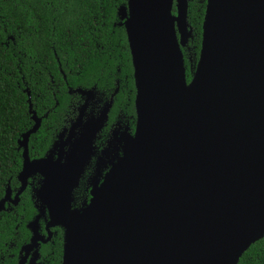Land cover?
<instances>
[{
    "label": "water",
    "instance_id": "obj_1",
    "mask_svg": "<svg viewBox=\"0 0 264 264\" xmlns=\"http://www.w3.org/2000/svg\"><path fill=\"white\" fill-rule=\"evenodd\" d=\"M186 10L187 0H126L117 8L135 88L134 133L100 151L79 208L71 191L109 105L97 119H76L73 150L54 161L27 157L40 124L28 105L33 124L17 141L19 187L13 198L5 189L0 212L40 173L29 245L45 211L47 225L62 229L60 264H237L264 235V0H205L188 82Z\"/></svg>",
    "mask_w": 264,
    "mask_h": 264
},
{
    "label": "trees",
    "instance_id": "obj_2",
    "mask_svg": "<svg viewBox=\"0 0 264 264\" xmlns=\"http://www.w3.org/2000/svg\"><path fill=\"white\" fill-rule=\"evenodd\" d=\"M126 0H0V199L5 189L14 191L21 166V134L32 126L28 105L41 118L28 137V156L43 155L55 134L72 118L77 95L67 89H108L116 69L127 76L132 89L131 67L123 27L116 10ZM205 0H187L186 21L192 39L183 51L185 79L197 58ZM173 13V9H172ZM126 92V91H125ZM131 111V95L129 96ZM125 103L123 95L117 97ZM114 112V111H112ZM16 206L0 212V264H14L16 249L27 242L26 222L34 215L29 190ZM15 248L7 257L9 243ZM40 250L50 254L48 264H58L57 233ZM45 259V257H44ZM45 259V260H46ZM237 264H264V235L252 243Z\"/></svg>",
    "mask_w": 264,
    "mask_h": 264
},
{
    "label": "flooded vegetation",
    "instance_id": "obj_3",
    "mask_svg": "<svg viewBox=\"0 0 264 264\" xmlns=\"http://www.w3.org/2000/svg\"><path fill=\"white\" fill-rule=\"evenodd\" d=\"M188 49L182 50L187 51ZM130 59V57H129ZM131 67V63H130ZM119 69H116L114 76L112 78V86L108 89L104 90H98L94 86L89 89H81V88H74V89H80L84 91H90L88 95H80L76 92L69 93L68 90H74L71 88L67 89V93L71 95H77L78 101L75 102L76 106H74L72 110V118H70L66 125L63 126L57 134H55L54 138L51 140L49 146L47 147L46 151L43 153L42 156L37 158H30L28 156V147H27V157L29 160H37L45 158L47 155L52 156V160L57 159V154L61 153H69L71 150H73V147L75 145V142H72V137L74 136V133L77 132V128H72V124L75 123L76 119L81 115L80 120L82 122L85 121V119L90 116L92 119H97L98 116H100L103 111L105 110V106L109 105V108L106 112V119L103 122L101 128L95 133L94 138L92 139L91 147H93L92 154L89 157L88 162L83 166L82 172L80 174V177L78 178L76 186L71 191V197H72V206L79 208L82 203L87 202L89 200V191L92 186V179L96 175L95 172V163L97 160V157L100 155V151L104 149L107 145V143L113 138L118 135L123 134L126 132L129 135H132L134 133V127H135V109H134V98H135V88L133 85V78H132V67H131V85L132 89L127 88V76L121 77L119 75ZM126 91V92H125ZM122 94L125 100V103L121 104L118 102L117 97L119 94ZM131 95V111L128 108L129 106V96ZM114 111V112H112ZM41 122V118H40ZM40 126V124H39ZM39 128V127H38ZM37 131V130H36ZM58 136H62L63 139L66 138V140L62 141V147H59L58 142ZM68 139V140H67ZM60 158H62L60 156ZM20 171V170H19ZM107 171L106 168H101L98 173L99 175L95 177V179L100 180V176H102ZM18 174V173H17ZM17 176V175H16ZM42 175L40 173H36L30 178H27L25 188L22 190V192L28 188L29 190V196L32 201V207L34 210V215L26 222V224L31 221L37 214L36 209L34 205H37L34 198L33 190L35 188L39 187V182L42 179ZM17 181V179H16ZM18 185L14 191H10V198H13L14 194L17 192L19 187V182L17 181ZM21 192V193H22ZM20 193V194H21ZM19 194V195H20ZM19 195L17 196V199L19 201ZM17 201V203H18ZM12 204L5 203L3 211H9L12 206H16ZM7 209V210H6ZM48 217L46 212L44 211L43 214L38 218L37 225H36V233H37V242L31 246L29 245V239L31 237V232L26 228L25 229L28 232V240L25 243H22L19 245L16 249V253L14 255V264H48V259H50V254L42 255L40 253V250L45 247V250H50V247L48 244L52 243V239L56 236L58 233L60 236V259L58 264H60L61 260V252H62V229L59 227H50L47 225ZM29 245V246H28ZM16 246L14 243H9L7 247V257L12 258L13 254L9 253L12 249H14ZM45 259L48 258V259Z\"/></svg>",
    "mask_w": 264,
    "mask_h": 264
},
{
    "label": "bare ground",
    "instance_id": "obj_4",
    "mask_svg": "<svg viewBox=\"0 0 264 264\" xmlns=\"http://www.w3.org/2000/svg\"><path fill=\"white\" fill-rule=\"evenodd\" d=\"M255 217H256V213L253 215V218H252V219L254 220L253 225H254V224H257V222H256V220H255Z\"/></svg>",
    "mask_w": 264,
    "mask_h": 264
},
{
    "label": "rangeland",
    "instance_id": "obj_5",
    "mask_svg": "<svg viewBox=\"0 0 264 264\" xmlns=\"http://www.w3.org/2000/svg\"><path fill=\"white\" fill-rule=\"evenodd\" d=\"M191 65V64H190ZM5 206V205H4ZM7 210V209H6Z\"/></svg>",
    "mask_w": 264,
    "mask_h": 264
}]
</instances>
